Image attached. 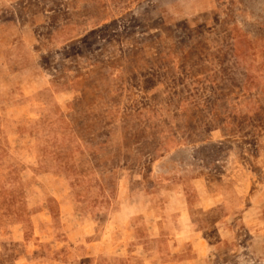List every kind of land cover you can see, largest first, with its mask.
I'll return each instance as SVG.
<instances>
[{
  "label": "rangeland",
  "instance_id": "1",
  "mask_svg": "<svg viewBox=\"0 0 264 264\" xmlns=\"http://www.w3.org/2000/svg\"><path fill=\"white\" fill-rule=\"evenodd\" d=\"M0 264H264V0H0Z\"/></svg>",
  "mask_w": 264,
  "mask_h": 264
}]
</instances>
